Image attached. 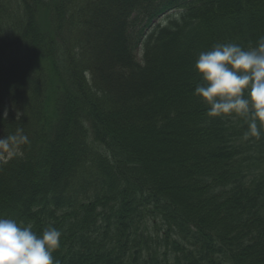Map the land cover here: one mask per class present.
<instances>
[{"label":"trees","instance_id":"obj_1","mask_svg":"<svg viewBox=\"0 0 264 264\" xmlns=\"http://www.w3.org/2000/svg\"><path fill=\"white\" fill-rule=\"evenodd\" d=\"M261 37L264 0H0V217L58 264H264V128L194 94Z\"/></svg>","mask_w":264,"mask_h":264},{"label":"clouds","instance_id":"obj_2","mask_svg":"<svg viewBox=\"0 0 264 264\" xmlns=\"http://www.w3.org/2000/svg\"><path fill=\"white\" fill-rule=\"evenodd\" d=\"M195 69L201 82L194 94L207 105L210 117L236 114L264 128V37L253 47L218 42L199 53ZM62 233L54 226L40 235L32 225L0 217V264H58L53 253Z\"/></svg>","mask_w":264,"mask_h":264},{"label":"rangeland","instance_id":"obj_3","mask_svg":"<svg viewBox=\"0 0 264 264\" xmlns=\"http://www.w3.org/2000/svg\"><path fill=\"white\" fill-rule=\"evenodd\" d=\"M166 19H167V15H165V16L162 17V18H158L156 21L154 20V22H153L154 24H153V25H155L159 20H161V21L163 20V21L165 22ZM1 151H2V150H1ZM1 151H0V152H1ZM251 158L253 159L254 157L251 156Z\"/></svg>","mask_w":264,"mask_h":264}]
</instances>
